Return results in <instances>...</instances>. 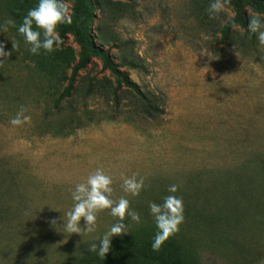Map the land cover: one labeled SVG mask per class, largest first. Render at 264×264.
Here are the masks:
<instances>
[{"label": "rangeland", "instance_id": "rangeland-1", "mask_svg": "<svg viewBox=\"0 0 264 264\" xmlns=\"http://www.w3.org/2000/svg\"><path fill=\"white\" fill-rule=\"evenodd\" d=\"M65 2L71 18L78 6L85 11L77 25L123 77L90 54L71 80L81 50L75 35L33 55L18 26L38 0H0V26L10 18L16 25L0 27V43L12 53L0 66V264H86L94 257L87 249L99 247L117 219L105 210L95 232L68 236L62 218L75 186L97 168L112 178V199L127 198L141 222L126 216L128 233L110 244L116 257L97 255L92 264H258L264 47L252 52L240 40L222 42L218 30L235 12L229 5L209 19L211 0ZM21 105L31 119L14 127L9 121ZM133 174L144 178L136 197L121 188ZM173 184L180 187L169 193ZM168 195L183 200L184 221L154 252L149 203Z\"/></svg>", "mask_w": 264, "mask_h": 264}, {"label": "clouds", "instance_id": "clouds-1", "mask_svg": "<svg viewBox=\"0 0 264 264\" xmlns=\"http://www.w3.org/2000/svg\"><path fill=\"white\" fill-rule=\"evenodd\" d=\"M231 4V0H211L205 9L209 19H217L221 13L225 12ZM69 6L65 0H38L36 7L30 9L23 17L22 23L18 26V33L23 37L28 50L33 55H38L40 50L45 53H51L55 47L60 46L63 41L57 32V26L62 23H72L69 15ZM229 19H232L231 17ZM8 26H16L13 19H7L4 22L2 30L6 32ZM232 28L239 27L234 22ZM247 31L249 34H256L259 46L264 47V19L259 13L251 16ZM18 42L12 43V49L16 51ZM11 52L5 51V45L0 43V66ZM27 109L21 105L16 115L9 121L14 127L22 126L27 123L31 117L25 115ZM108 122H105L107 126ZM112 178L106 175L102 168H97L89 174L85 182L75 186L71 193L73 200L72 208L64 214L62 230L68 234L81 235L90 234L96 231L97 215L100 212L109 210V214L117 219L99 239L97 243H92L87 249L90 253H96L99 257L105 258L110 250L111 240L114 236L127 234V226L124 221L126 216L131 221L139 224L141 217L135 210H130L129 200L121 196L118 200L112 199L113 188ZM144 187V178L137 179V175L123 178L121 188L124 193L136 197ZM180 186L173 184L168 188L169 193H176ZM150 214L155 221L156 233L151 245L154 252H158L161 246L174 234L179 232V226L184 221L183 200L175 195L164 197L162 204L154 202L149 203ZM83 219L84 226H80ZM53 224L56 221H52ZM258 264H264V259Z\"/></svg>", "mask_w": 264, "mask_h": 264}, {"label": "trees", "instance_id": "trees-1", "mask_svg": "<svg viewBox=\"0 0 264 264\" xmlns=\"http://www.w3.org/2000/svg\"><path fill=\"white\" fill-rule=\"evenodd\" d=\"M232 8L234 9L235 15L232 17V19H228L226 23L218 30V33L220 34V40L222 42H228V43H234L235 40H240L241 48L243 50H251L252 52L257 51V44L258 40L256 37V34H249L247 31L248 24L250 23L251 16L249 15V10L253 11L254 13L264 14V0H231ZM76 9V16L72 19V23H62L59 26V35L60 37H64L66 33H73L78 41V44L80 46V53L77 63L73 66L71 71V77L72 80L77 72L83 68L86 67L89 59L90 54H95L99 57V59L102 62L103 69L108 70L111 74L116 76L117 78H122L123 74L119 70L118 66L112 62L110 59L107 51H101L94 47V44L92 42V39L87 31V28L84 26H78L77 25V18L78 14L81 12L85 13V11H78ZM237 24L239 27L244 29V34L239 35L237 31L232 29L231 25L232 23ZM77 28V31H74V29ZM214 241V240H212ZM215 243V241H214ZM114 248L109 250V254L107 257L114 258L115 256ZM97 254L95 253L94 257H96ZM92 257V258H94ZM91 259H88L86 264H92L93 261ZM120 260V259H118ZM121 264H126L124 261L120 260ZM116 260L112 261V264H115ZM85 263V260L83 264ZM96 264V263H94Z\"/></svg>", "mask_w": 264, "mask_h": 264}]
</instances>
